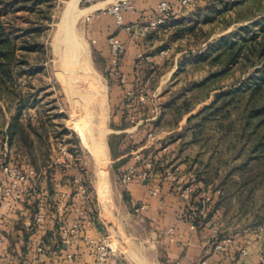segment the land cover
<instances>
[{
  "label": "rangeland",
  "instance_id": "374dc122",
  "mask_svg": "<svg viewBox=\"0 0 264 264\" xmlns=\"http://www.w3.org/2000/svg\"><path fill=\"white\" fill-rule=\"evenodd\" d=\"M69 1L5 0L0 8L5 30V34L0 31V140L9 123L18 124L24 134L18 133L17 141L26 146L32 143L34 160L39 164L67 146L81 160L85 183L107 189L110 182L113 184L110 178L119 183L122 164L112 161L120 149L108 146L119 143L108 134L106 83L113 74L112 59L94 48L89 36L91 24L80 14L89 6L84 0L75 5L72 25L64 28ZM182 1L177 0L176 7L168 3L171 10L162 14L166 20L161 18V23L144 30V38L154 46L153 56L177 60L174 74L160 89L161 99L151 107L159 112L155 121L163 129L180 128L171 141L181 138L179 148H183L184 157L198 160L195 170L204 175L209 171L204 177L210 180L208 185L194 177L183 190L189 188L190 195L196 190L200 194L209 191L216 198L222 191L224 210L219 213L223 225H263L264 159L252 161L251 152L264 133V113H250L264 112L260 104L264 88L253 96L256 85L264 80V55L258 56L264 0H190L184 5ZM177 29L183 34L175 36ZM73 47L82 57L72 58L69 51ZM166 50L168 53L162 55ZM148 57L141 53L136 62ZM162 72H156L142 87L130 85L126 97L133 92L146 96ZM95 138L103 145L99 157L91 149ZM161 145L159 150L140 154L146 160L155 159L158 169L162 157L158 153L165 147ZM22 151L13 149L12 161L21 163L22 154H31L24 147ZM258 152L262 155L264 150L257 148ZM208 159L210 169H202L200 165ZM246 160L262 177L247 183L254 170L248 177L239 170Z\"/></svg>",
  "mask_w": 264,
  "mask_h": 264
},
{
  "label": "crops",
  "instance_id": "0c3cea01",
  "mask_svg": "<svg viewBox=\"0 0 264 264\" xmlns=\"http://www.w3.org/2000/svg\"><path fill=\"white\" fill-rule=\"evenodd\" d=\"M118 1L97 0L83 8L86 12L81 15L91 24L89 36L100 54L110 57L107 37L111 34L117 35L125 48L119 63L112 65L111 81L106 83L108 134L119 139L113 147L108 146L110 150L120 149L112 161H122L120 175L134 164L136 153L147 155L163 144L164 151L158 155L165 156V151L168 155L161 157L160 169L150 181L134 178L123 185L110 178L113 184L105 189L104 185L90 187L85 183L81 160L67 146L42 164L26 154L20 156L19 163L12 161L13 148L1 139L0 163L33 169L39 177L32 197L12 207L0 206V264H62L67 254L79 264H99L95 253L87 248L88 238H107L110 253L104 264H259L264 227L223 225L219 211H212L216 194L209 191L200 194L196 190L185 200L182 191L194 180L197 163L184 157L183 148H179L181 138L171 141L180 128L163 129L155 121L159 112L151 107L161 99L160 89L174 74L177 60L153 56L154 46L144 38V30L161 18L166 20L158 13L161 2L176 7L177 0H128L131 9L122 13L121 28L106 12ZM125 26L131 30L126 31ZM141 53L148 59L136 62ZM161 70L163 75L146 92L147 97L134 92L126 97L130 85L142 87ZM74 179L87 187V201L78 196ZM0 181L4 182L1 172ZM150 189H156L157 195L152 196ZM38 208L44 214L40 224L35 222ZM78 211H85L87 219H80ZM192 216L200 219L197 225L191 223ZM224 239H230V245L223 252L216 251L215 245ZM32 243L41 246L43 252H36Z\"/></svg>",
  "mask_w": 264,
  "mask_h": 264
},
{
  "label": "built area",
  "instance_id": "2783aa9c",
  "mask_svg": "<svg viewBox=\"0 0 264 264\" xmlns=\"http://www.w3.org/2000/svg\"><path fill=\"white\" fill-rule=\"evenodd\" d=\"M97 0H84L86 5H91ZM190 0H183L182 5L186 4ZM131 9L130 2L128 0H121L111 5L107 12L112 15L115 19V25L117 28L122 27V13ZM171 10V6L166 2H161L158 6V13L165 14ZM88 19V18H87ZM162 20L159 19L155 24L161 23ZM126 31H130L129 26H125ZM107 44L109 49V54L112 59V64L117 65L124 54L125 48L123 42L118 38L117 35L111 34L107 38ZM168 50L162 52V55H166ZM140 57V56H139ZM127 95H130V91H127ZM135 162L130 165L125 171L119 175V182L123 185L129 183L134 178H140L141 180L148 182L158 171V163L155 159H144L143 156L136 153L134 155ZM0 172L4 175V182L0 181V206L7 208L12 207L17 204L22 203L24 200L32 197L36 193V185L38 183V174L33 169H22L17 166H13L7 163H0ZM169 176L170 174L167 173ZM74 184L77 186V194L84 201L88 200V189L82 184L78 179H74ZM149 193L152 196L157 195L156 189H150ZM191 190L186 188L182 191L185 200L190 197ZM80 219H87V213L85 211H78ZM44 221V214L41 208L35 215V222L40 224ZM230 239H224L222 243H217L214 249L218 252H223L225 247L230 245ZM2 243V238H0V244ZM34 249L38 253L43 252L41 246H36L32 243ZM87 248L89 251L95 253L97 261L99 264H104L105 260L109 256L110 248L107 244V238H102L99 241H94L92 239H87ZM241 255H246V251H241ZM62 264H79L77 263L71 254L65 255L62 260ZM201 264H205L204 261ZM259 264H264V243L259 252Z\"/></svg>",
  "mask_w": 264,
  "mask_h": 264
},
{
  "label": "trees",
  "instance_id": "16d2710c",
  "mask_svg": "<svg viewBox=\"0 0 264 264\" xmlns=\"http://www.w3.org/2000/svg\"><path fill=\"white\" fill-rule=\"evenodd\" d=\"M4 1L5 0H0V8H2L3 6H4ZM187 21L189 20V19H186ZM190 22V21H189ZM160 28V27H159ZM163 27H161L160 29H162ZM0 31H2V33L3 34H5V30H4V28H3V26H2V23H1V21H0ZM163 31H166V28H164V30ZM167 32V31H166ZM183 33H182V31L181 30H176V31H174V35L175 36H179V35H182ZM261 34H262V39H261V41L259 42V49H258V56L259 57H261V56H263L264 55V24H261ZM6 36H7V38L9 37L7 34H6ZM7 42L9 43V39H7ZM10 44V43H9ZM261 72L264 74V68L261 70ZM256 89L255 90H253V96L255 95V94H257V92L261 89V88H264V80H263V82H261V83H259L258 85H256V87H255ZM264 92V91H263ZM260 104H262L263 105V107H262V109L261 110H264V100L262 101V103H260ZM262 113H264L263 111H257V112H251L250 113V116H253V115H257V114H262ZM262 124H264V121H262ZM32 130H33V133H36V130L32 127L31 128ZM18 133L19 134H21V135H23L24 134V128H23V130H21L20 129V127H19V125L17 124L16 125V123L14 124V123H9L8 124V126H7V130H6V133H5V135L2 137V139H6V142H7V145L9 146V148H13V149H15V150H23V147L25 148V149H27L28 151H30L31 152V154L29 153H24V154H26L33 162H35V157H34V155H33V151H32V149H33V146H32V143H31V145H24L22 142H19V141H17V139H16V136L18 135ZM255 148V149H254ZM254 148H253V150H252V152H251V154H252V156L253 157H251L252 159V161H256V160H262V159H264L263 157H264V152H262L263 154L261 155V152H258L257 153V148H260L261 150H264V133L262 134V136H261V138H260V141H258V143H257V145H255L254 146ZM23 152V151H22ZM210 159H208V161L206 162V163H202L200 166L202 167V169H207V170H209L210 169ZM250 160H246L244 163H243V165H241L240 167H239V170L240 171H242V172H245V175L248 177L249 176V174L250 173H252V170H254L253 169V167H248V166H250ZM195 163H197V164H199L198 163V160L196 161L195 160ZM235 171H237L236 169H234ZM195 172V177L197 178V180L198 181H202L203 183H205V185L207 184H209V181L210 180H208V179H205L204 177H205V175H206V173L207 172H209V171H206L205 170V175H204V173H203V171L201 172H199V170H195L194 171ZM202 173V174H201ZM207 176V175H206ZM232 176V175H231ZM230 176V177H231ZM240 176V175H239ZM251 176V175H250ZM258 176H260V177H262V174L261 173H255V170H254V175L253 176H251V177H249V179L247 180V183L249 182H252L253 180H255V179H257V177ZM246 177V178H247ZM204 178V179H203ZM264 178V177H263ZM220 191H221V189H220ZM224 193L221 191V193H220V195L218 196V198H217V201H216V203H215V205H214V207H213V209H212V211H216V210H218V211H222V210H224L223 208V202H224V195H223ZM196 207L199 209L200 208V205L199 204H197L196 205ZM210 216V215H209ZM208 216V217H209ZM200 221V219L199 218H197V217H193L192 216V218H191V223L193 224V225H197L198 224V222ZM255 226H261V225H255ZM262 226H264V224L262 225Z\"/></svg>",
  "mask_w": 264,
  "mask_h": 264
},
{
  "label": "bare ground",
  "instance_id": "6f19581e",
  "mask_svg": "<svg viewBox=\"0 0 264 264\" xmlns=\"http://www.w3.org/2000/svg\"><path fill=\"white\" fill-rule=\"evenodd\" d=\"M77 2H78V0H70L69 1V3H68V6H67V10H66V19H65V22H64V25H65V29L67 28V27H69V26H71L72 25V23H73V21L75 20V17H76V14H75V5L77 4ZM88 11V10H87ZM84 12H86V11H83V10H81L80 11V14H82V13H84ZM89 12V11H88ZM75 27V24H74V26H73V28ZM71 30H72V27H71ZM66 32V31H65ZM72 32V31H71ZM67 33V32H66ZM68 34V33H67ZM70 34V33H69ZM64 37H65V35H64ZM72 37V36H71ZM71 41L70 42H72V39H70ZM66 41V40H65ZM67 43V42H66ZM69 44V43H68ZM68 44L66 45V46H68ZM74 44V43H73ZM78 44V43H77ZM76 44V45H77ZM72 44H70V47L72 48V46H71ZM81 46V45H80ZM68 50H69V48H67ZM65 52H66V50H65ZM70 53H71V56H73L72 58L74 59H79V57L81 56L82 57V55H80V53H79V51H78V49H77V47H73V49L71 50V51H69ZM70 53H69V55H70ZM66 55L68 54V53H65ZM68 55V56H69ZM60 61H61V56H60ZM70 61V60H69ZM76 64H78V61L75 63V67H76ZM80 64V63H79ZM69 71V70H68ZM71 71V70H70ZM76 71H77V69H76ZM75 71V72H76ZM70 73V72H69ZM70 75V74H69ZM72 77H73V75H72ZM76 77V76H75ZM78 77V76H77ZM69 79H70V77H68ZM73 79H74V77H73ZM77 79V78H76ZM75 79V80H76ZM71 80V79H70ZM75 80H73V81H75ZM78 80V79H77ZM87 81V80H86ZM76 82V81H75ZM88 83V82H87ZM90 83V82H89ZM89 83H88V86H89ZM92 83V82H91ZM71 84V83H70ZM69 84V85H70ZM85 84V83H84ZM86 85V84H85ZM87 86V85H86ZM66 87H68V85L66 86ZM70 87V86H69ZM71 87H73V86H71ZM91 88H92V86H91ZM76 90L78 91V89L76 88ZM74 91V90H73ZM76 92V91H75ZM74 93V92H73ZM77 93V92H76ZM75 93V94H76ZM79 93V92H78ZM72 95V94H71ZM75 98H76V96H75ZM78 99V98H77ZM86 144V143H85ZM103 145L101 144V139H93L92 140V145H91V149L97 154V157H99L100 155H102L103 154Z\"/></svg>",
  "mask_w": 264,
  "mask_h": 264
}]
</instances>
